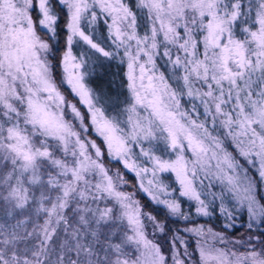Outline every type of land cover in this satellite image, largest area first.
Instances as JSON below:
<instances>
[{
	"label": "snow or ice",
	"instance_id": "1",
	"mask_svg": "<svg viewBox=\"0 0 264 264\" xmlns=\"http://www.w3.org/2000/svg\"><path fill=\"white\" fill-rule=\"evenodd\" d=\"M0 264H264V0H0Z\"/></svg>",
	"mask_w": 264,
	"mask_h": 264
},
{
	"label": "trees",
	"instance_id": "2",
	"mask_svg": "<svg viewBox=\"0 0 264 264\" xmlns=\"http://www.w3.org/2000/svg\"><path fill=\"white\" fill-rule=\"evenodd\" d=\"M106 32H107V29L103 26L102 23L98 22L97 25L95 26V33H96L97 39L102 41L104 45L107 47L109 42L106 40ZM80 50L81 49L78 46L76 51L79 52ZM159 64L161 65L163 70L167 71L168 66L166 65L163 58L160 59ZM106 68H107V74L103 77V79L97 80L98 85L95 88H97L98 90H104L108 93L109 96L118 97L120 101H123L125 97L128 95L127 89H126V77L124 76V72L126 71V66L120 65L119 61L117 60L115 62H112L110 65H106ZM184 103L187 106L189 101L185 100ZM109 111H111V109H109ZM201 111H203V109H201ZM160 151H162V148L160 149ZM166 174L168 175L171 173H164L161 175V177L163 176L166 177ZM172 184L173 186H177L174 180H172ZM125 188L131 189L133 192H136L137 197L141 196L143 198V202L144 203L147 202L145 196L140 195L139 191L137 190V187H135L134 185L131 186L128 184V187H125ZM218 190H219V187H217V191ZM183 199H184L185 209L192 206L193 201L187 200V198H183ZM209 199H211L210 195H209ZM151 207H154V205L150 206L149 209H146V211L150 210ZM235 216L236 218L234 221V227L227 229L228 234L231 237H235L240 234L249 233L248 228H247V214L243 211H237ZM160 219L161 220L164 219L163 215H161ZM173 219H169L167 221L168 226L170 228H172V226L173 227L177 226L178 224L185 226V225L194 224V223H201V224L210 225L220 230H224V220H223V217L219 213L209 216V217H203V216L198 217V216L193 215L189 217V221L191 222L180 221L177 223H173ZM255 233H256V230L254 229L253 232L250 234H255Z\"/></svg>",
	"mask_w": 264,
	"mask_h": 264
},
{
	"label": "rangeland",
	"instance_id": "3",
	"mask_svg": "<svg viewBox=\"0 0 264 264\" xmlns=\"http://www.w3.org/2000/svg\"><path fill=\"white\" fill-rule=\"evenodd\" d=\"M98 81L97 80H93L92 81V84L90 85L91 87H96L98 84ZM62 94L65 96V98H66V100L67 101H69L70 103H74V104H76L77 106H78V108H80V110L82 111V112H84V111H86V106H81L80 105V103H79V98L78 97H76L73 93H71V91H70V89L68 88V87H64V88H62ZM87 139H96L97 140V143H100V140L99 139H97V137H96V135H95V133L94 132H90L89 134H88V136L86 137ZM107 163V162H106ZM109 167H111L112 169H113V171H115L118 167H120V165H117V164H115V163H113V164H110V165H108ZM121 171L123 172V171H125V170H123L122 168H121ZM126 178L128 179V181H129V185H134L135 187H136V178H135V176H134V174L133 173H131V172H127L126 173ZM161 179H163V181L165 182V183H167V184H171V185H173L172 184V180H174L175 181V183H176V180H175V175L174 174H166V177L165 176H163V177H160ZM132 183V184H131ZM178 186V185H177ZM123 190L125 191V192H133L131 189H126V188H123ZM139 194L140 195H144V193L143 192H139ZM145 196V195H144ZM136 198L137 199H139L140 201H141V203L143 204L144 202H143V198L141 197V196H139V197H137L136 196ZM200 225H203L204 227H212V226H210V225H207V224H201V223H194V224H189V225H185V226H182V225H180V224H178L177 226H172V229H176V228H180V229H184V228H188V227H193V226H200ZM214 228V227H213ZM215 230H217V231H221L220 229H217V228H214ZM171 235V233H169V236ZM250 235V233H244V234H240V235H238V236H235V237H231L230 235V238H232V239H247V237ZM157 238L161 241V243H163L164 244V247H165V249H167V247H168V245H167V243L165 242V237H163V236H157ZM184 239H187L188 241H189V246H190V250L192 249V248H194L195 247V245L192 243V238L190 237V236H188L187 234H185L184 235V237H183Z\"/></svg>",
	"mask_w": 264,
	"mask_h": 264
}]
</instances>
